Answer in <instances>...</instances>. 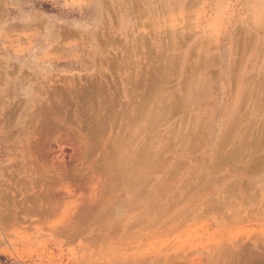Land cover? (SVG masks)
<instances>
[{"label": "rangeland", "instance_id": "rangeland-1", "mask_svg": "<svg viewBox=\"0 0 264 264\" xmlns=\"http://www.w3.org/2000/svg\"><path fill=\"white\" fill-rule=\"evenodd\" d=\"M94 63L140 71L141 92L155 91L140 220L69 224V202L48 222L0 227V264H264L251 169L264 164V0H0V66L25 73L0 89Z\"/></svg>", "mask_w": 264, "mask_h": 264}, {"label": "bare ground", "instance_id": "bare-ground-1", "mask_svg": "<svg viewBox=\"0 0 264 264\" xmlns=\"http://www.w3.org/2000/svg\"><path fill=\"white\" fill-rule=\"evenodd\" d=\"M3 65L2 80L4 73L22 72ZM140 75L126 65L94 63L78 78L54 75L41 83L27 78L26 87L4 84L1 91L24 89L27 98L0 97V227L48 222L69 202H76L63 218L69 224L139 222L142 168L144 163L152 168L156 137L155 91L142 93ZM252 163L253 184L262 181L260 198L264 164L260 156ZM119 201L132 204L129 216L117 207Z\"/></svg>", "mask_w": 264, "mask_h": 264}]
</instances>
